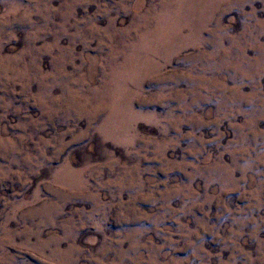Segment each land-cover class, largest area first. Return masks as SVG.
I'll return each mask as SVG.
<instances>
[{"label":"rangeland","instance_id":"obj_1","mask_svg":"<svg viewBox=\"0 0 264 264\" xmlns=\"http://www.w3.org/2000/svg\"><path fill=\"white\" fill-rule=\"evenodd\" d=\"M0 264H264V0H0Z\"/></svg>","mask_w":264,"mask_h":264}]
</instances>
